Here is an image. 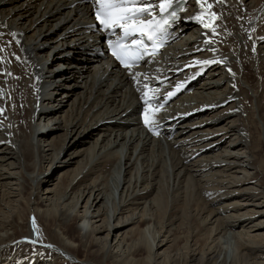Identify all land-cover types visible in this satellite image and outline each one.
<instances>
[{"label":"bare ground","instance_id":"obj_1","mask_svg":"<svg viewBox=\"0 0 264 264\" xmlns=\"http://www.w3.org/2000/svg\"><path fill=\"white\" fill-rule=\"evenodd\" d=\"M192 10L218 18L200 28L184 20ZM182 15L189 26L159 74L181 66L171 74L186 77L188 62L216 51L231 61L208 71L179 106L149 108L155 121L173 117L167 139L141 122L146 107L134 103L136 89L120 71L86 52L91 43L76 27L84 19L76 7L0 0V19L19 28L32 54L22 63L0 34V264L47 256L80 264H264V224L253 218L264 216V0H205ZM208 35L212 48L202 46ZM61 63L66 71L56 70ZM34 64L48 87L35 114ZM52 121L43 149L38 125Z\"/></svg>","mask_w":264,"mask_h":264},{"label":"snow or ice","instance_id":"obj_2","mask_svg":"<svg viewBox=\"0 0 264 264\" xmlns=\"http://www.w3.org/2000/svg\"><path fill=\"white\" fill-rule=\"evenodd\" d=\"M204 2L205 0H197L201 8H203ZM96 3L98 7L95 16L100 25H102L106 31L112 30L113 33L116 28L122 29L123 31V35L120 36L115 43L109 41V46L113 50L112 55L125 68H132L141 60H144L145 56H151L154 59L155 56L159 54V48L164 45V36L168 34L166 25L178 21L180 19L179 11L183 10L169 11V9H173V0H161L158 5L159 12L167 13V16L162 19H157L154 14V5L150 0H96ZM211 7L212 5L208 4V8L210 9ZM211 16L214 19L218 18L215 13H212ZM192 19L201 20V17L194 16ZM201 23H203V20H201ZM204 27L209 28L211 24L204 23ZM212 31L215 32V28H212ZM137 34H139V39H132L130 43H125L129 37H133ZM12 35L15 36L16 34L12 33ZM145 37L148 41H151V49H149V46L145 43ZM209 43H211V41H209ZM220 62L222 61L203 60L195 61L194 63L209 65ZM133 79H137L136 74H133ZM181 87H183V85H177L176 91L168 92L164 103H160L156 111L164 108L167 99L175 96ZM144 96L147 97L148 93L145 92ZM145 103L148 104V101L145 100ZM151 107L152 105L148 104V107L144 110V123L150 130H153L155 128V113L151 116L148 114L149 108ZM3 111V109H0V113ZM156 134L159 135L158 132ZM33 225H35L34 218Z\"/></svg>","mask_w":264,"mask_h":264},{"label":"rangeland","instance_id":"obj_3","mask_svg":"<svg viewBox=\"0 0 264 264\" xmlns=\"http://www.w3.org/2000/svg\"><path fill=\"white\" fill-rule=\"evenodd\" d=\"M58 27H63V24H59V26ZM186 37H188V36H186ZM56 69H60L62 72L63 71H66L67 70V68L65 67L64 69L62 68H57V67H55ZM213 78H215V77H217V74H213V76H212ZM69 89H71V87L69 88ZM238 89V91H240L239 90V88H237ZM63 90H65L64 89V87L63 86H60V90H59V93L61 92V91H63ZM80 90H82L81 88H79V87H76V89L74 90V92H78V91H80ZM241 92V91H240ZM261 94H263V93H261ZM74 94H72V93H70L69 94V96L70 97H72ZM230 101H228L227 103H225V105H223V106H219V108L217 107L215 110H218L219 109V112L222 110V108L224 107V106H226V105H229L228 103H229ZM248 102V99H244V101H243V104L244 105H247V106H249V104L247 103ZM53 103H55V101L53 102ZM58 108L59 106H57V105H54V106H49V109L51 110V109H53V108ZM48 108V107H47ZM49 109H47V111H49ZM214 110V111H215ZM213 111V112H214ZM218 112V114H221V113H219ZM212 112H209L208 113V115H210ZM225 113H227L228 114V112L227 111H225ZM222 114H224V112L222 113ZM205 115H207V114H205ZM224 116H226V115H224ZM217 117H218V115H217ZM225 124V123H224ZM46 127H45V126ZM44 125H41L40 124V126L38 125V127H40V130H39V132L41 131V129L42 130H44L43 131V133H42V131L39 133V134H37L38 135V137H37V135H36V139H35V142L39 145V143H40V147H42L43 149H48V144H47V140H46V138H47V136H44V133L46 134V131H47V133L49 132V131H52L51 129L54 127V122L52 121V123H50V124H44ZM46 128H48L49 130H47ZM94 134H96V132L94 133ZM262 134H263V140H264V131H262ZM217 135V132H215V134H208L207 136L208 137H206V138H200L201 140H198L197 142L198 143H200V141H201V143L202 144H204L205 142H207L208 140H210L211 138H213V137H215ZM79 141V140H78ZM77 141V142H78ZM79 144H76V145H74L72 148H70L71 150H73L76 146H78ZM194 149V148H193ZM192 149V150H193ZM45 151V150H44ZM190 152V151H189ZM195 155H200V154H195ZM262 156H264V151L262 152V154H261ZM260 155V156H261ZM60 157H62V155L60 156ZM44 175L45 174H43L42 176L43 177H41V179L43 180L44 178H48V177H44ZM55 176H56V174H55ZM55 176H53L52 177V179L53 180H51L50 181V185H51V183L53 184L54 182H55ZM40 179V182L42 183V180ZM49 179V178H48ZM211 184H214L213 182L211 183ZM253 184V183H252ZM252 184H250V186H252ZM51 186H53V185H51ZM212 186V185H211ZM215 187V186H214ZM43 188V189H42ZM41 198L43 197H45L47 194L44 192L45 191V186L44 185H42V187H41ZM210 193L211 192H207V193H205L204 194V197L205 198H209L210 197ZM244 198V197H243ZM239 198H236V200H238ZM226 203H228V202H226ZM225 203V204H226ZM214 206H216V205H214ZM78 209H82V206L81 205H79L78 206ZM253 215H251L250 217H252ZM257 218V220H259L260 222H263L262 224H264V216H263V214H261L260 216H257V215H254L253 216V218ZM98 225V224H97ZM264 230V226L262 227V231ZM111 245H114L113 244V242H111ZM113 252H116V249H114L113 248ZM51 257H42V258H39L38 259V261H37V263L36 264H44V263H47V262H49L50 264H53V263H55V264H80V263H76V262H73V263H71L70 261H68V260H65V259H63L62 257H58V256H55V257H53V258H51ZM44 261H46V262H44ZM54 261V262H53Z\"/></svg>","mask_w":264,"mask_h":264}]
</instances>
